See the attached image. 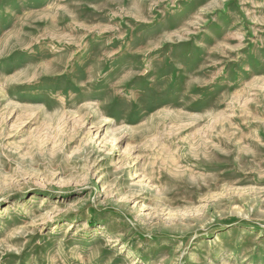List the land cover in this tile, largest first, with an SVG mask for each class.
<instances>
[{
	"label": "rangeland",
	"instance_id": "rangeland-1",
	"mask_svg": "<svg viewBox=\"0 0 264 264\" xmlns=\"http://www.w3.org/2000/svg\"><path fill=\"white\" fill-rule=\"evenodd\" d=\"M0 264H264V0H0Z\"/></svg>",
	"mask_w": 264,
	"mask_h": 264
}]
</instances>
